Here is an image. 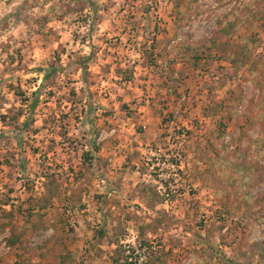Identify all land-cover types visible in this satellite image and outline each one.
Listing matches in <instances>:
<instances>
[{"label": "rangeland", "instance_id": "rangeland-1", "mask_svg": "<svg viewBox=\"0 0 264 264\" xmlns=\"http://www.w3.org/2000/svg\"><path fill=\"white\" fill-rule=\"evenodd\" d=\"M8 223L18 264H264V0H0Z\"/></svg>", "mask_w": 264, "mask_h": 264}, {"label": "trees", "instance_id": "trees-1", "mask_svg": "<svg viewBox=\"0 0 264 264\" xmlns=\"http://www.w3.org/2000/svg\"><path fill=\"white\" fill-rule=\"evenodd\" d=\"M89 58L90 57H88L87 60H89ZM243 64L244 63H242V65ZM55 72H56V70L52 69L50 72H48L45 75L44 78L48 79V78L52 77V75ZM25 125L26 124H24V126ZM96 150L97 149H93L94 152H96ZM7 228L10 229L9 223L4 225V229L6 230ZM13 237H14V239L11 241V244H15L20 239L19 235L13 234ZM113 244L116 245L114 257L112 258L113 264H121V261H124V260H125L124 264H128L129 260L131 258H133L134 255L136 254V249L134 247L129 246L128 250H126L127 247H124V245L122 243H120L119 241H115ZM137 249L138 250H151V243L149 241H146L141 234L139 235L138 240H137ZM133 264H138V260Z\"/></svg>", "mask_w": 264, "mask_h": 264}, {"label": "crops", "instance_id": "crops-1", "mask_svg": "<svg viewBox=\"0 0 264 264\" xmlns=\"http://www.w3.org/2000/svg\"><path fill=\"white\" fill-rule=\"evenodd\" d=\"M6 239L0 249V264H11L10 262H14L12 264H18V262L21 261V255L23 254V250L21 252L20 245L18 244L19 241H17L15 244H11V241L14 239L13 233L11 229H6L2 237ZM20 236V235H19ZM3 238V239H4ZM22 249V248H21Z\"/></svg>", "mask_w": 264, "mask_h": 264}]
</instances>
